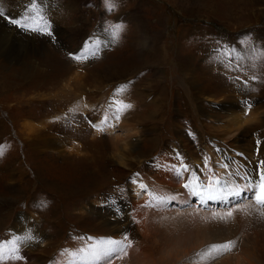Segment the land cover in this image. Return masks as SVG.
Listing matches in <instances>:
<instances>
[{
    "label": "rangeland",
    "instance_id": "rangeland-1",
    "mask_svg": "<svg viewBox=\"0 0 264 264\" xmlns=\"http://www.w3.org/2000/svg\"><path fill=\"white\" fill-rule=\"evenodd\" d=\"M7 3L0 0V258L264 264V208L232 195L257 187L255 165H264V0H48L46 17L24 1L22 19ZM53 13L63 32L47 43L32 32L53 37ZM56 55L67 70L60 78ZM113 62L126 73L97 89L95 69ZM237 97L247 109L230 124ZM115 101L130 107L117 111ZM47 130L64 138L63 152L37 144ZM30 235L31 247H17ZM106 240L120 243L95 259ZM226 241L236 242L231 251L204 255ZM141 246L152 261L141 260Z\"/></svg>",
    "mask_w": 264,
    "mask_h": 264
},
{
    "label": "bare ground",
    "instance_id": "bare-ground-1",
    "mask_svg": "<svg viewBox=\"0 0 264 264\" xmlns=\"http://www.w3.org/2000/svg\"><path fill=\"white\" fill-rule=\"evenodd\" d=\"M5 1H8V3L5 5V7L10 11V13L12 12V16L13 17H18L19 19H22V16H21V14L19 13L22 9H23V2L24 1H27V2H29L30 3V7H29V9H28V13H30V12H32V11H30V10H32L31 9V6L34 4V5H36V7L38 6V7H40V9L39 8H36V7H34L35 9H36V11H41L44 15L43 16H49V15H47L46 14V10L44 9V7L46 6V5H44V1H48V0H39V1H35V2H33V1H31V0H5ZM31 1V2H30ZM26 7V6H25ZM47 7V6H46ZM27 8V7H26ZM8 13V12H7ZM54 15L53 16H50V21L52 22V30H51V33L53 34V37H52V35L50 36V35H47V34H43L44 32H46V30L45 31H43L42 33H33L32 32V34H35V35H40V37H47V36H49V40L47 41V43H49V42H51V41H57L58 42V40L59 39H61V37H60V33H61V31H62V28L59 26L60 24L57 22V20H58V15H57V13H53ZM25 15H28L27 13H25ZM37 17V16H36ZM28 18H29V20L26 18V16H25V20L26 21H29L28 23L29 24H32V21H30L31 20V16H28ZM39 19V18H38ZM48 19V18H47ZM57 19V20H56ZM37 20V19H36ZM40 20V19H39ZM42 21V20H41ZM59 21V20H58ZM59 25H58V24ZM37 24V23H36ZM40 24V23H39ZM41 25V24H40ZM49 25V21H47L46 19H44L43 18V28L45 27H47ZM33 26H35V23L33 24ZM42 26V25H41ZM10 27L12 28V29H14V30H18V27L17 26H15L14 24H12V23H10ZM35 32V31H34ZM63 32V31H62ZM50 33V34H51ZM79 33H81V32H79ZM58 44V43H57ZM138 55H140V52H138V54H133V56L132 57H138ZM141 56V55H140ZM57 58H59V60L57 59ZM133 59V58H132ZM123 60V59H122ZM121 60V61H122ZM120 61V62H121ZM129 61V60H128ZM52 62L54 63V62H56V65H54L55 66V68H56V70H55V76L54 77H56V76H58V78H60L61 77V75H63L65 72H67V70H66V66H62V67H59V63L60 62H63L64 64H65V59L64 58H62V57H57V55L56 56H52ZM120 62H113V63H108L107 65H105V64H103V65H101V66H98L96 69H95V71H94V75H95V77L96 76H98V79L100 80L99 82H97V80L95 81H93V82H95V87L98 89V88H101V86H102V84L101 83H103L105 80H106V78H111V77H113V76H116V77H119V76H121V75H123L124 73H126V71L123 69L124 68V66H122L121 64H120ZM122 62H124V61H122ZM53 66V65H52ZM63 68V69H62ZM52 69V68H51ZM93 75V76H94ZM53 76V75H52ZM60 76V77H59ZM91 77V76H90ZM51 78V77H50ZM53 78V77H52ZM100 78H102V79H100ZM103 78H105V79H103ZM49 82H51L49 79H45V83H49ZM12 86H15V85H12ZM20 86V85H19ZM242 90V89H241ZM240 90V91H241ZM246 90V89H245ZM244 90V91H245ZM245 94V93H244ZM231 97V96H230ZM234 100V99H233ZM246 101H245V103L244 102H242L238 97L237 98H235V101H234V106L236 107L235 109H229V104L228 103H226V109L228 110H230L229 112V114H231L232 115V118H231V121H230V124H237V123H239L240 121H241V119H242V116H243V112L247 109L246 108ZM113 107L114 106V104L112 105V103L110 104V106L109 107ZM112 107H111V109H110V112H109V115L108 116H111V117H114V116H112V114H113V109H112ZM113 111V112H112ZM246 113V112H245ZM251 112H249V114H250ZM118 114V113H117ZM251 114H253V112L251 113ZM114 115V114H113ZM115 116H117V115H115ZM110 118V117H109ZM117 120V119H116ZM111 121L114 123V124H112L111 126L112 127H114V128H119V127H121V129H123V130H126L127 131V129H124V126L122 125L121 126V122L120 121H115V119H112L111 118ZM110 122V121H109ZM27 126H30L29 124H27ZM105 126H107V125H105ZM111 126L110 127H107L108 129H111ZM31 128H32V126H30ZM100 127V126H99ZM230 128V127H229ZM264 131V130H263ZM49 135H54V138H47V136L49 137ZM45 136V137H44ZM130 137H131V135H130ZM64 138L63 137H60V135L58 136V134H51L50 132H48V130H47V133L46 134H42V133H40V137L38 138V142H37V144H42V146H46L47 145V149H50L51 148V150H53V151H56V152H58V153H61V152H63V149L59 146V144L61 145V144H63L65 141L63 140ZM131 139H132V141H134V139L131 137ZM130 143H134V142H130ZM126 146H127V144H125V146H123V148L124 149H126ZM61 148V150H60V148ZM72 147V146H71ZM71 147H70V149H71ZM69 148V147H68ZM72 149H74V148H72ZM70 151V150H69ZM73 151V150H72ZM255 177L257 178V182L259 181V179H258V173L259 172H261V171H264V165L263 166H259V167H257L256 165H255ZM253 171H254V168H253V170H252V176H253ZM246 177V176H245ZM219 179V178H218ZM246 180H247V178H246ZM248 180H249V178H248ZM212 181H216V177H213V178H211V182ZM252 181H253V178H252ZM210 184V183H209ZM72 185V184H71ZM253 186H254V183L252 184ZM251 185V186H252ZM250 186V187H251ZM258 186V185H257ZM223 187L226 189V188H232V187H229V186H227L226 184H225V182L223 181ZM235 192H232V195H233V197H234V200L236 201V199H238L239 198V196H240V198L242 199L243 197H245V198H251L253 201H254V197H253V195H252V191H254V190H251L250 189V192H247L246 194H245V196H244V190H242V192H241V190H234ZM71 192V191H70ZM256 191H255V195H256ZM235 194H238V196L236 197L235 196ZM242 194V195H241ZM232 195H228V196H221L220 198L222 199V201L221 202H227L229 199H231V197H232ZM202 198V197H201ZM220 198H216V204L219 202V200H221ZM245 202H246V200H245ZM258 205V204H257ZM258 206H260V205H258ZM260 207H262V208H264L263 206H260ZM118 218V217H117ZM120 218V217H119ZM121 220V219H120ZM25 224V223H24ZM19 229H20V231L21 232H24V233H29L30 232V226H28L27 224H25V225H23V226H20L19 227ZM19 232V231H18ZM10 236V235H9ZM29 236V235H28ZM28 236H24V237H26L27 238V240H25V238H20L18 241H14L15 243H16V245H17V247L19 246V245H23V244H25V246L26 247H28V245L31 247V245L33 244V242H35V240H32V239H34L33 237H31V235H30V240H28ZM8 241V240H7ZM40 241V240H39ZM6 242V241H5ZM9 242V241H8ZM7 243V242H6ZM10 243V242H9ZM12 243V242H11ZM14 244V243H13ZM134 245V242H133V244L129 241V244H128V248L130 249V247H132ZM13 246V245H12ZM24 246V245H23ZM143 246V245H142ZM141 246V247H142ZM145 246V245H144ZM143 246V247H144ZM117 247H119V245H117ZM140 247V248H141ZM142 247V255H138L139 257H142L143 255V259H141V260H143V261H145V260H148L149 258L151 259V258H153V251H152V253H151V249H147V248H143ZM26 249H28V248H26ZM136 250V249H135ZM138 251V250H137ZM140 252H141V250H140ZM133 253H135V252H133ZM136 254V253H135ZM138 254V253H137ZM136 254V255H137ZM9 255H10V258L8 259V256H6V258H0V264H3L2 263V261H4V263H10L11 262V264H12V262L14 261L15 262V264H18L19 263V261L17 260V259H15V258H13V256H11V254L9 253ZM151 256V257H149V256ZM131 256V255H130ZM1 257V256H0ZM8 259V260H7ZM5 260H7L8 262H5ZM153 259H151V261H152ZM20 264V263H19ZM23 264V263H22Z\"/></svg>",
    "mask_w": 264,
    "mask_h": 264
},
{
    "label": "snow or ice",
    "instance_id": "snow-or-ice-1",
    "mask_svg": "<svg viewBox=\"0 0 264 264\" xmlns=\"http://www.w3.org/2000/svg\"><path fill=\"white\" fill-rule=\"evenodd\" d=\"M0 16H3V10L2 9H0ZM12 23L18 24L20 22L17 20H12ZM120 27H121L120 25L116 26L117 31L120 29ZM76 59H81V57L77 56ZM120 91H123V87L117 89V92H120ZM114 103H117L120 105V108H117V111H120L122 108L130 107V105H126L122 101H115ZM258 189L259 190H258L257 194L255 195L256 203L258 205L264 206V176L261 177L260 183L258 185ZM262 214H264V213H262ZM226 215L230 217L233 215V213L228 212ZM119 243L120 242L114 241V240L101 241L100 242V244L102 245L101 247H95L94 246L93 256L97 260L102 259L104 257H109L110 254H112L115 251V249H113L111 247H105L103 245H116ZM235 243H236L235 241H226L224 243L212 244L209 246L207 253H205L204 255L211 256L213 252L220 253V252L231 251L232 248L235 247ZM202 258H204V257L202 256Z\"/></svg>",
    "mask_w": 264,
    "mask_h": 264
}]
</instances>
